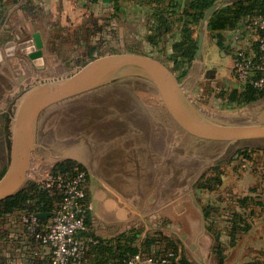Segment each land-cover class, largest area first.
<instances>
[{
	"label": "rangeland",
	"instance_id": "obj_1",
	"mask_svg": "<svg viewBox=\"0 0 264 264\" xmlns=\"http://www.w3.org/2000/svg\"><path fill=\"white\" fill-rule=\"evenodd\" d=\"M200 1L205 9L211 3ZM128 49L137 48L133 45ZM106 54L109 53L105 51L101 55ZM17 58H23L19 52ZM92 59L86 57L78 69L69 72L67 69L68 73L63 75L38 73L34 64L27 61L24 66L9 64L0 67V176L8 167L10 145L3 131L7 122L3 112H9L36 84L70 77ZM161 60L174 71V66L168 65L166 58ZM174 73L177 76V72ZM184 80L179 82L187 93ZM188 96L214 120L228 124H249L252 121L249 117L253 115V109H245L246 115L234 120L231 118L234 112L225 104L223 107L221 104L219 110L210 111L196 102L191 94ZM157 124L160 125L159 130L155 128ZM36 143L28 184L35 182L33 187L48 189L46 179L51 172L56 174L76 168L86 170L89 175L88 202L93 209L91 217L98 218L103 214L93 205L96 198L92 197L91 189L100 195L110 193L119 205L128 210L131 228L127 231L133 233L131 239L139 231L147 229L151 235L162 232L170 237V241L187 243V204H190L187 199L190 198L196 199L201 206L205 205L207 210L215 209V212L222 205H229L228 210H234V205L228 201V196L234 195L240 198V205L244 208L257 206V213L252 214L255 219L252 225L248 222L243 226L235 225L236 212L229 211V215L226 214L227 209L216 212L219 215L217 219L225 223L226 228L212 227L209 223L208 229H213L211 236L216 238V233L226 231L230 238L222 244L225 248L222 257L211 254L208 259L210 264L264 263V198L256 195L253 201L246 196L247 190L264 189V144L254 141L213 143L192 137L174 124L161 98L146 83L122 78L43 113ZM147 153L154 157L153 164L148 163ZM61 165L69 167L61 169ZM148 167L153 168V173L146 172ZM96 168L102 184L92 178ZM168 176L173 179L168 180ZM168 189L170 193L175 192L170 202H174L176 208L175 219L170 222L162 213L168 204ZM27 190L29 188H24L20 193ZM50 191V197L56 202L57 191ZM27 206L21 204L22 209L17 212L29 211ZM168 222L175 226L168 229ZM143 223L148 228H144ZM235 226L239 228L237 231ZM223 258L225 261L220 262Z\"/></svg>",
	"mask_w": 264,
	"mask_h": 264
},
{
	"label": "crops",
	"instance_id": "obj_2",
	"mask_svg": "<svg viewBox=\"0 0 264 264\" xmlns=\"http://www.w3.org/2000/svg\"><path fill=\"white\" fill-rule=\"evenodd\" d=\"M193 1L0 0V56H2L0 67L9 64L13 67L19 66L18 64L24 66L27 61L34 64L38 73L43 71L48 75H52L51 73L63 75L78 69L86 57L93 58V55L97 53L101 55L105 51L108 53L138 52L160 61L164 57L168 65L175 66L176 63L172 60L174 47L182 40L184 28V24L179 22V19L185 16V8ZM208 1L211 3L205 9L203 18L207 10L215 3L221 6L211 18L220 10L236 5L232 2L233 0ZM199 4L202 6L201 1ZM203 18L199 25L190 26L193 38L198 44L196 56L190 63L189 72L183 83L188 89V95L191 94L196 102L198 101L210 111L219 110L220 105L222 104L223 107L225 104V107L234 112L231 117L234 120L245 116V109L248 111L253 109V115L249 117L252 121L248 122L249 124H232L264 126V98L246 104L245 97L248 88L236 80L233 75L236 50L241 47L249 48L255 41V34L248 26V18L242 19L234 27L216 31L209 30L210 18L204 35L202 32ZM36 33L41 36L43 47L39 51V56L32 57L23 51L35 47L34 35ZM201 41L202 46L199 48ZM133 45L137 49L129 50L128 48ZM13 48L15 52L9 56L7 51ZM18 52L23 58H17ZM67 69L68 72L65 71ZM4 114L7 116L8 112H3ZM159 127V124L155 126L157 130ZM254 142L264 144V139L254 140ZM149 153H147L148 163L153 164L154 157ZM96 154L99 155V152ZM146 172L153 173V168L148 167ZM97 173L98 170L96 174L92 172V178L97 180L98 184H102L99 182L101 178ZM167 179L173 178L168 176ZM91 191L92 197L96 198L93 203L95 209L103 213L98 218L91 217L93 230L100 242L103 240L109 242L108 246H116L117 240L123 234L130 235L127 231L131 226L128 210L119 205L110 193L100 195L92 189ZM174 194L175 192L170 193L168 189L166 193L168 204L162 210L168 221L174 220L176 215L174 202H170ZM256 195L264 198V189L262 191L247 190L246 192V196L253 201L256 200ZM187 203H190L187 204V243L183 240L179 241V255L176 260L179 261L183 254L190 264H210L211 261L208 258L211 254L216 257L223 256L225 248L222 244L224 245L226 239L230 237L225 234L226 231L225 233L219 231L216 233V238H213L211 236L213 229H208V225L210 223L212 227L226 228L225 223L222 224L223 222L217 219V216L219 217L216 214L217 211L207 210L205 205L201 206L196 199H187ZM248 210L250 213L247 221L252 225L255 222L253 215L257 213V206L248 207ZM23 212L15 211L0 217V264H46L49 260V250L39 249L27 236L20 222V215ZM206 213H209L208 218ZM40 214H48L41 219L47 225L50 222V214L48 212ZM132 222L135 223L134 220ZM169 222L168 229L175 226ZM143 227L148 228V225L143 223ZM151 237H156V239L148 249V254L158 255L171 251L168 235L165 236L162 232L151 235L147 229L139 231L137 241L133 246L143 252L147 239ZM121 244L125 245L126 242L123 241ZM219 246L222 252L218 253ZM34 249L39 250L42 256L35 258ZM88 260L89 264H117L118 262L103 249H93L89 253ZM223 260L224 258L220 262Z\"/></svg>",
	"mask_w": 264,
	"mask_h": 264
},
{
	"label": "water",
	"instance_id": "obj_3",
	"mask_svg": "<svg viewBox=\"0 0 264 264\" xmlns=\"http://www.w3.org/2000/svg\"><path fill=\"white\" fill-rule=\"evenodd\" d=\"M251 0H233L234 4ZM213 4L202 21L203 35L213 13L220 8ZM35 47L24 50L32 57L39 56L43 47L41 36L34 35ZM202 46L200 42L199 48ZM15 48L7 51L13 55ZM200 53V51H199ZM137 80L146 83L162 100L167 115L184 132L199 140L231 144L264 139V126L233 125L214 120L204 114L185 92L176 74L162 61L151 56L131 51L95 54L93 59L70 77L38 83L28 90L16 105L11 118L9 161L4 176L0 179V202L20 193L28 184L33 153L37 149V130L40 117L59 105L89 95L117 79ZM48 214H38L43 219Z\"/></svg>",
	"mask_w": 264,
	"mask_h": 264
},
{
	"label": "built area",
	"instance_id": "obj_4",
	"mask_svg": "<svg viewBox=\"0 0 264 264\" xmlns=\"http://www.w3.org/2000/svg\"><path fill=\"white\" fill-rule=\"evenodd\" d=\"M248 26L255 34V41L249 47L238 48L234 54L233 75L247 88L264 92V14L248 18ZM89 175L86 170L75 169L67 172H51L46 179V187L54 189L60 195V201L50 214L46 225L39 213L24 211L20 222L27 236L39 249L49 250L46 264H89V253L100 244V239L91 224V206L88 202ZM234 210L222 205L221 210L240 213L245 217L248 208L239 204V197L228 196ZM35 258L40 257L39 250H33ZM42 256V255H41ZM174 253L158 255L143 252L134 255L122 264H174Z\"/></svg>",
	"mask_w": 264,
	"mask_h": 264
},
{
	"label": "trees",
	"instance_id": "obj_5",
	"mask_svg": "<svg viewBox=\"0 0 264 264\" xmlns=\"http://www.w3.org/2000/svg\"><path fill=\"white\" fill-rule=\"evenodd\" d=\"M184 12L185 16L179 19V22L184 24L183 38L175 45L174 55L172 56V60H174L176 63L174 66V71L177 72V78L179 81H182L186 78L189 72L190 63L194 60L197 52L198 42L193 38V31L191 30L190 26L199 25L201 19L203 18L205 8L200 6L198 0H194L187 8H185ZM256 14H264V0H251L248 2H242L220 10L211 18L209 30L216 31L223 30L228 27H234L238 22H241L242 19H247ZM262 98H264V92H257L252 88H248V93L245 97V103H253ZM66 167L69 166H60L61 169ZM5 172L6 170L1 174L0 179L4 176ZM62 172H67V170L64 169ZM51 192L52 191L44 187H33L24 193L17 194L14 197L0 202V217L22 209L23 206L21 207V204L24 206L28 205L26 210H29V212L32 213L40 214L51 212L54 209L55 204L60 201V195L57 193L55 195L57 196V201L54 202L53 198L50 197ZM34 195L35 197H33ZM26 202L28 204H25ZM239 204H241L240 201ZM218 208L220 210V207ZM219 210L217 209V211ZM206 217H209V213H206ZM236 219H238V221ZM235 221V225L237 226H243L245 222H248L247 217L245 218L244 215L239 213H236ZM237 226L234 227L236 231L239 229ZM249 228L250 226L248 229ZM132 234L133 233H130V235L123 234L120 239L117 240L116 246H108L109 242L101 240L100 244L94 249H103L105 252L110 253L114 260H118L117 264H122L128 258L141 252L139 248L133 246V244L136 243L137 234L133 235L135 240L130 238ZM155 239L156 237L147 239L145 250H142L143 253L148 254V249L155 242ZM123 241L126 242L125 245L121 244ZM168 241L170 243V252L174 253V264H190L188 259L183 254L181 255V259L179 261L176 260L178 259L179 255V242L170 241L169 239ZM217 250L218 253L222 252L221 246H219ZM219 256L222 257V255Z\"/></svg>",
	"mask_w": 264,
	"mask_h": 264
},
{
	"label": "flooded vegetation",
	"instance_id": "obj_6",
	"mask_svg": "<svg viewBox=\"0 0 264 264\" xmlns=\"http://www.w3.org/2000/svg\"><path fill=\"white\" fill-rule=\"evenodd\" d=\"M13 106V105H12ZM16 110V106H13L10 108V111L8 112L7 115V122L5 123V126L3 128L4 134H5V140L9 144L10 139H11V118Z\"/></svg>",
	"mask_w": 264,
	"mask_h": 264
}]
</instances>
